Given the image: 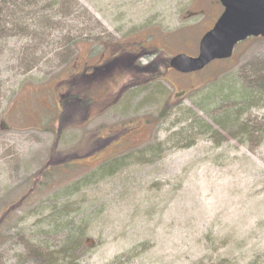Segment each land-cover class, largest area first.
I'll return each mask as SVG.
<instances>
[{
	"label": "rangeland",
	"instance_id": "1",
	"mask_svg": "<svg viewBox=\"0 0 264 264\" xmlns=\"http://www.w3.org/2000/svg\"><path fill=\"white\" fill-rule=\"evenodd\" d=\"M28 1L32 21L0 36V264H37L30 252L76 230L90 245L77 264H264V93L253 97L252 83L264 77V39L183 78L165 64L197 55L218 0ZM134 44L150 52L139 67L159 70L85 86L91 107L75 120L77 104L66 106L61 130L83 67ZM224 118L255 138L220 128ZM78 148L92 151L25 200Z\"/></svg>",
	"mask_w": 264,
	"mask_h": 264
},
{
	"label": "trees",
	"instance_id": "2",
	"mask_svg": "<svg viewBox=\"0 0 264 264\" xmlns=\"http://www.w3.org/2000/svg\"><path fill=\"white\" fill-rule=\"evenodd\" d=\"M31 4L28 0H0V36L4 37V35H7L11 32L9 30V27H18L20 24H25L26 22L32 21V15L29 9ZM137 59L135 57H129V56H123L121 58H115L113 59L107 66L103 65V67L100 68L97 72H93L91 74H86L83 77H78L76 80H80L82 84L79 83V81L73 82L70 84L71 91L74 89V87L84 88L90 87L95 85H101L102 83L106 84L108 81H110L111 76L114 72V70H120V71H127V72H134V70L139 74H153L154 71L159 70L156 63L150 64L148 66H145L143 68L139 67ZM169 62V61H168ZM168 62L165 64V68L168 69ZM253 85H256L257 88L255 89V94L253 97H256L257 94L261 95L264 93L262 89H264V77L256 79V81L252 82ZM94 86V85H93ZM257 89V90H256ZM259 89V90H258ZM250 92V93H249ZM251 90L248 91V88H244L242 90V97L245 101H250L249 98L251 95ZM92 94V92H89ZM82 97H78L77 95H73L72 98L69 96L65 101L69 100L71 103H67L63 106V111L61 115L59 116V122L61 123V130L62 125L66 121L67 124L72 121L73 118H67V116L70 117V113H68V109L66 106L70 108L71 104L74 103L77 104V107L74 109V119H78V107L79 105L84 106V113L88 110L89 107H91V99H88V91L84 88L82 92L80 93ZM257 98V97H256ZM226 122L219 123V127L222 129L227 128H235L239 129V133H237V138H244L245 143L250 142V140H253L255 137L252 130V127L250 124H234L232 126H229L230 119L224 118ZM52 123V122H51ZM130 124V123H128ZM126 125H124L120 130H118L117 134L115 136H118V133L125 132L128 130V127L125 128ZM238 127V128H237ZM48 132L51 131V128L45 129ZM101 130V129H100ZM98 130L100 133L101 131ZM234 135V134H233ZM97 134H90L88 138H86L85 144L86 147L93 148L99 143L97 142ZM236 137V136H234ZM103 141V144L105 143V139H101ZM85 147V148H86ZM84 148V149H85ZM84 149L78 148L75 152L76 158H70V161L68 163H65L63 168H60V164L58 165H47V167H51L49 171H44L42 174H40L41 178L45 180V185H36L35 189H32L28 196L25 197V200H28L33 193H39L44 189V186H50L52 180H55V176L59 174L67 175L66 170L71 166L73 162L79 161V159H84L87 155H89L90 152H86ZM117 158V157H116ZM115 159V158H114ZM63 164V163H62ZM57 182V181H56ZM32 194V195H31ZM23 202V201H22ZM15 209V206H12L7 212L9 214L11 211ZM10 215H8L6 218H8ZM1 224V223H0ZM69 234H66L65 237L52 249L46 250L43 255L39 253V250H36V252L32 251L30 252L31 256H33L34 260H37V264H77L76 263V257L77 254L82 252V254L87 253L90 250V245L86 241V232L84 230H76L74 233L71 231L68 232Z\"/></svg>",
	"mask_w": 264,
	"mask_h": 264
},
{
	"label": "water",
	"instance_id": "3",
	"mask_svg": "<svg viewBox=\"0 0 264 264\" xmlns=\"http://www.w3.org/2000/svg\"><path fill=\"white\" fill-rule=\"evenodd\" d=\"M224 12L199 44L197 57L180 54L169 62V68L180 74L205 69L216 60L232 57L234 48L250 37L264 38V0H219Z\"/></svg>",
	"mask_w": 264,
	"mask_h": 264
},
{
	"label": "flooded vegetation",
	"instance_id": "4",
	"mask_svg": "<svg viewBox=\"0 0 264 264\" xmlns=\"http://www.w3.org/2000/svg\"><path fill=\"white\" fill-rule=\"evenodd\" d=\"M220 10V7H219ZM223 9L221 10L219 16L221 15ZM217 16V19L218 17ZM131 47V46H130ZM118 51V52H117ZM149 49L146 48L143 44H134L133 47L131 48H119L116 50H110L108 52L107 55H102L101 56V64L98 65H92L89 68L88 67H83L82 71H80V73L78 74L79 77H83L84 75H88L91 74L93 72H97L98 70H100L101 67H103V65L107 66L112 59L114 58H121L123 56H129V57H143L148 53ZM194 76V75H192Z\"/></svg>",
	"mask_w": 264,
	"mask_h": 264
}]
</instances>
